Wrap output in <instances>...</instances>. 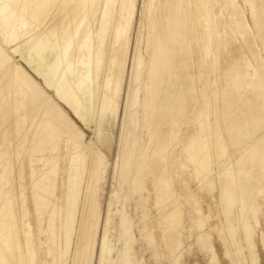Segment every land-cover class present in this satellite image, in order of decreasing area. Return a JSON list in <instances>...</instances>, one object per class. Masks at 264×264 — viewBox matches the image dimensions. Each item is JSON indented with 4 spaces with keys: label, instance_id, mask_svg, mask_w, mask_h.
I'll list each match as a JSON object with an SVG mask.
<instances>
[{
    "label": "bare ground",
    "instance_id": "1",
    "mask_svg": "<svg viewBox=\"0 0 264 264\" xmlns=\"http://www.w3.org/2000/svg\"><path fill=\"white\" fill-rule=\"evenodd\" d=\"M122 1L0 0V264H88L99 182L106 168V152L114 145L112 114L117 89L109 76L104 82L100 76L105 67L112 74L116 61L113 56L108 59V54L110 41L118 39L120 20L116 18L122 14ZM195 1V9L188 6L187 11L178 10L183 1H169L167 28L149 63L144 103L143 120L157 145L148 163L139 161L133 178V182H145V171L150 173L158 213L151 226L144 227L143 238L151 251H155L153 243L165 246L168 252L161 260L170 264L175 262L171 257L182 236L181 204L189 206L188 217L198 230L203 222L208 223L203 203L186 179L179 183L182 194L176 193L170 163L179 170L192 166L200 188L206 185L219 191L224 220L232 234L237 230L232 226L233 211L238 209V228L252 249L255 245L246 213L255 214L256 209L252 202L247 204L245 194L264 195V174L255 183L248 176L254 170L264 173V80L251 60L224 70L223 74L232 76L230 82L223 88L217 77V91H213L210 73L203 68L206 61L215 59L207 69L217 72L218 53L231 38L245 39L247 25L235 0ZM244 1L254 17L264 15V0ZM228 6L229 21L221 26L218 19L226 15L224 7ZM263 24L264 20L257 23V28ZM199 39L204 54L197 60L199 74L195 77L191 62L199 48L188 45L190 49L183 51L179 46L186 42L197 46ZM179 80L173 104L168 109L164 103L158 106L159 93L173 90ZM183 125H188L184 132ZM94 126L97 143L86 146L85 129L92 131ZM172 146L181 149L178 156L170 154ZM81 201L80 219L73 228ZM65 225L68 228L62 237ZM215 230L230 256L222 229ZM210 234L202 237L205 245L210 244ZM261 242L264 248L263 234ZM252 252L244 259L257 264V254ZM109 253L106 234L101 243L102 260ZM118 259L121 264H132L129 254Z\"/></svg>",
    "mask_w": 264,
    "mask_h": 264
},
{
    "label": "rangeland",
    "instance_id": "2",
    "mask_svg": "<svg viewBox=\"0 0 264 264\" xmlns=\"http://www.w3.org/2000/svg\"><path fill=\"white\" fill-rule=\"evenodd\" d=\"M169 1L170 0H123L121 8L123 9L122 14L121 16L118 14L116 18V20H120L116 25L118 39L116 41L113 39L110 41L108 54V59H111V56H113L116 61L112 66V74H110L109 69L105 67L100 76L101 82H104L106 77L109 76L112 79L113 87L118 90H116V94L113 96L114 99L116 98L114 100L116 102V109L112 114L115 126L113 128L114 145L111 152H106V168L99 182L97 193L98 210L95 219L94 244L89 254L88 264H107V261L109 260H114L113 264H121L122 261L118 259V257H123L128 254L132 259V264H170V261L164 262L161 260V258L168 252V249L165 246H162V244L159 243H153L155 251H151V249H149L151 245L147 243L145 238H143L144 227L151 226L153 216L155 217L158 213V208H156L154 204L155 196L152 191V178L150 173L145 171L143 178L145 182H143V180L141 182H133L135 172L137 171L136 169L140 166V164L138 166L139 161L142 163L144 160L143 162L145 164L148 163L149 160L152 159L153 152L157 145V141L151 138L150 130L147 129L145 125L146 104L144 105V103L147 99L146 86L148 84L150 72L149 63L153 57L156 47L161 41L162 32L167 28L166 20L170 8ZM187 1V4L189 5H186ZM187 1L181 0V3L179 4H183L178 6L179 11H187L189 9L188 6H190V10L195 9L196 1ZM235 4L240 17L244 19L243 21L247 25L248 34L245 39H242L243 42L240 41L241 39H239L238 42L237 40L231 38L229 43H227L228 46L225 45V47L222 48L223 51L221 50V52L218 53V63L221 62L222 64L220 63V66L218 65L217 72L207 69V65H211L212 61L215 59H210L208 63L207 61L204 63V71L207 74L210 73L208 77L210 83L214 86L212 87L213 91H217L216 85L214 84L217 77L220 78H218V84L221 87L224 85L223 88H225V85L230 82L232 76L223 74L224 70L227 71L228 68L236 64L243 66L246 62H251V60L254 62L255 67L259 71V77L264 80V24L261 29L257 28V23L264 20V15H256L257 17H254L249 4L244 0H235ZM225 7L224 13L227 16L224 15V17L218 19V23L221 26L228 23V18L231 13L230 7L228 6L227 9H225ZM221 19L224 20L222 21ZM223 22H225V24ZM201 41L202 40L199 39L195 43V45L198 44L197 46H194L193 42L192 44L186 42V45L180 44L179 46L181 49L183 46V51H187L190 48H199L197 50L200 51L194 50L191 62V65L194 66H191V72L195 77L199 74V58L204 54V50L202 48L203 42L201 43ZM242 43H244L246 47L242 45ZM243 50H245V55L243 54L244 52H242ZM241 56L243 58H241ZM16 60L18 61L20 59L16 58ZM243 68L241 70H246ZM192 69H194V72ZM221 70L223 71L221 72ZM252 71L253 70L251 69L248 73L251 74ZM213 72L215 75H213ZM219 80H221V83H219ZM179 84L180 80L173 85V90H170L172 92L169 91L167 93L165 90L161 91V93L157 96V105L160 106L164 103V107L168 109L174 102V95L176 94V90L179 88ZM101 93L102 90H100V96ZM163 97L165 98L163 99ZM143 117L145 118V121L143 120ZM187 126L188 125L182 126L183 132L187 130ZM95 129V126L92 131L85 129L86 136L83 141L86 146L97 143L98 136L96 137L97 134ZM250 138H253V136ZM251 140L252 139H250V141ZM145 149H147V152L144 151ZM169 151L171 155L174 156L176 154V156H178L181 149L179 147L172 146L169 148ZM145 160L147 161L145 162ZM169 167L173 174H175L173 176H175L174 187L176 193L178 195L182 194V189L179 183L186 179L185 181L188 182L195 197L200 199L203 203V213L206 217L205 221L208 219V223L203 222L204 227L198 230L195 227L194 222L188 217V205L185 203L181 204V206L184 205L183 208L181 207L183 213L182 236L178 241V248L175 251V254L171 257L172 259H175L174 264H217V262H219L218 264H231L230 259H233L237 264H248L244 258L249 257V254L252 251L254 255L257 254V264H264V248L261 242V236L262 234L264 235L263 193L249 192L245 194L247 204L252 202V206L255 207L257 213L254 214L252 211H247L246 213L248 217H246V220L247 223L250 222L248 223L249 230H251L252 241L255 245L252 249L244 239V231L238 228V219L240 214L238 209L233 211L232 226L235 229L237 228V230L234 234H232L229 229L230 224L224 220L226 218L222 212L223 209L222 202L219 197V191L217 189L211 191L206 185H204L205 187L203 186V188H200L202 186H200L199 181L196 179L194 168L190 165L186 166L187 168L185 167L182 169L184 171L181 169L180 171L177 164L174 163H170ZM257 171L258 172H256V170H254V172L251 171V174L249 173L248 175L251 180H254L253 183L259 181L262 178L261 175L264 174L260 170ZM146 175H149L150 178ZM140 184H144L145 189H141ZM196 191L197 193L195 194ZM82 205L83 201L80 202L78 207L77 218L73 224V228H76L77 223L79 222ZM209 211H211V213ZM64 228L65 230L63 229L60 234L62 237L65 236L66 228L68 227L65 225ZM215 229H218L219 231L222 229L223 232H221L224 235L225 240L228 242L230 256H226L225 253L227 246L217 240V231ZM153 231L156 232V229L154 228ZM208 231L211 232V238L210 244L207 243L206 246L202 241V237L206 235ZM106 234L108 237L110 253L107 254L106 260H102L101 243L103 236ZM178 257H182L181 260H179ZM214 257H216V260L213 261ZM153 258H155L156 262H154Z\"/></svg>",
    "mask_w": 264,
    "mask_h": 264
}]
</instances>
